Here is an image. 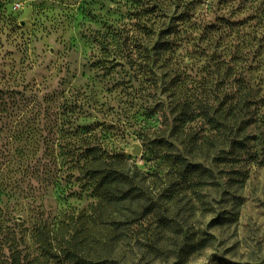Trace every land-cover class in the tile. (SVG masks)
Segmentation results:
<instances>
[{"label":"rangeland","instance_id":"1","mask_svg":"<svg viewBox=\"0 0 264 264\" xmlns=\"http://www.w3.org/2000/svg\"><path fill=\"white\" fill-rule=\"evenodd\" d=\"M156 41L164 50L152 66ZM234 78L244 108L227 122ZM200 105L208 116L219 106L218 120L198 115ZM187 108L182 128L204 141L184 155L200 163L191 176L162 158L168 143L148 149L157 137L181 149L169 135ZM40 134L38 150L25 137ZM88 145L137 165L152 210L136 220L106 213L92 228V187L75 163ZM15 149L40 161L17 208L25 218L34 200L31 210L41 204L47 224L61 226L53 264H264V0H0V205L9 207ZM70 248L76 259H63Z\"/></svg>","mask_w":264,"mask_h":264},{"label":"trees","instance_id":"2","mask_svg":"<svg viewBox=\"0 0 264 264\" xmlns=\"http://www.w3.org/2000/svg\"><path fill=\"white\" fill-rule=\"evenodd\" d=\"M110 43L104 42V46L101 47L103 56L107 57L106 61H109L111 65L118 64L117 61L123 57H117L114 53H110ZM150 47L147 48L146 56L151 57L152 66H154L153 55L157 56L161 50H164L163 43L158 41L150 43ZM233 57L230 58V60ZM113 59V60H112ZM125 62V61H124ZM126 63V62H125ZM235 84L232 81V87L234 89V95L231 99H237L235 105L237 109L232 110L230 104L228 113L225 118L227 122L237 116L242 111V104L239 99H245V91L240 83L239 79L234 78ZM200 89V88H199ZM184 95L186 96L185 92ZM187 99V98H186ZM197 99V98H196ZM188 106V103H187ZM201 108L198 115L203 118H207L210 122H216L220 107H216L212 115L208 116V113L204 106ZM244 108V107H243ZM231 110V111H230ZM232 111L234 113H232ZM182 113V114H181ZM179 116L173 120L175 125L174 131L169 136L176 144L181 146V149H177L176 145H171L169 140L163 139V137H157L149 141V152H153L152 148H162L163 143H168L174 149H166L162 155V158L184 166L183 171H187V175L191 176L192 172L196 171L200 163L185 164L184 155L197 149L202 150L204 147V141L200 139H192L189 134L185 133L182 126L185 122L193 120L194 110L186 113L181 111ZM222 115V114H221ZM182 116V117H181ZM26 140H30L33 143L38 144L37 148L40 150L41 142L46 143V135H26ZM15 157L12 160V166L14 167L13 187H12V199L15 207H10L6 204L0 205V264H53L58 263L60 260L61 250L58 247V236L61 230L59 223L47 224V220L43 217L45 214L42 205L36 204V208L32 209L31 205L34 204V200L26 202L24 205H28L27 215L23 218L18 214L23 209H18L17 197L23 190L24 177H28L29 180L34 178L37 180L42 174L40 170V161H37L27 157V155L17 151L15 149ZM75 163L80 166V169L84 171L88 177V187H92L93 202L90 205V211L94 214L92 228L99 230V221L96 218L101 217L107 213V215L116 221V219H122L126 216L127 220H136L141 212L148 206L152 210L154 205V195L143 183V172L137 167L134 162H128L126 157L120 153L111 151H102L97 146L88 145L82 152L76 154ZM73 160V158H72ZM192 167V168H191ZM3 180L0 181L2 186ZM18 191V193H16ZM28 191H26L27 194ZM17 196V197H16ZM16 197V198H15ZM156 201V200H155ZM147 204V205H146ZM32 212V213H31ZM93 217V218H94ZM111 227V235L107 239V243L113 246V242L118 239V233L121 228L118 226ZM70 244L74 240L71 236ZM34 246V247H33ZM31 247L33 251H31ZM151 249V245L145 248ZM63 259L74 260L76 259L75 250L71 248L63 253Z\"/></svg>","mask_w":264,"mask_h":264}]
</instances>
